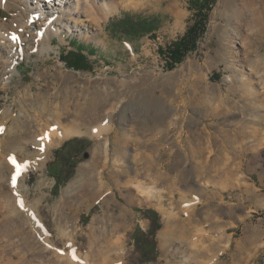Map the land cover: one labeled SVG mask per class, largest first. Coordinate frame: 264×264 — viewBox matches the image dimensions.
Listing matches in <instances>:
<instances>
[{
	"label": "rangeland",
	"instance_id": "obj_1",
	"mask_svg": "<svg viewBox=\"0 0 264 264\" xmlns=\"http://www.w3.org/2000/svg\"><path fill=\"white\" fill-rule=\"evenodd\" d=\"M30 1L9 0L8 5L0 0V33L14 34L8 38L11 49L0 46V62L8 61L12 72L4 86V66L0 68V123L4 112L18 115L23 108L39 115L49 106H60L69 87L82 107L98 100L99 120L85 114L87 121L63 120L56 128L46 122L48 117L40 118L44 127L39 126L37 142L25 140L13 153L7 150L13 142L6 137L8 130L0 136V171L8 153L14 155L10 164L15 158L28 165L20 175L26 184L18 192L12 177L0 180V264H84L80 259L86 256L92 264H105L106 258L116 264H166L171 259L172 264H264V127L231 147L226 140L241 118L224 111L249 103L251 90L263 102L264 114V0H248L240 19L234 9L241 0H210L212 10L197 48L174 67L168 52L195 21L191 0H141L138 9L120 8L101 26L80 11L77 0H47L42 10ZM127 13L155 21V30L129 38L117 32L112 22ZM46 16L56 25L45 21ZM27 22L30 27L22 33ZM68 53L83 55L91 70L69 68L63 60ZM244 83L250 84L246 92L240 88ZM26 92L47 94V105L42 103L46 111L37 109L34 100L20 103ZM64 128L76 133L46 144L50 130L62 136ZM197 128L206 130L205 148H211L204 159L196 154ZM99 144H109L110 150L89 183L82 173L96 163ZM66 157L77 164L62 177L55 195L57 181L50 173L67 169ZM57 159L62 165L49 167ZM147 210L158 213L157 223ZM114 212H122L123 219L111 239L115 246L110 250L102 242L97 247L93 232L114 228L108 215ZM167 221L173 223L175 244L165 258L160 235ZM137 229L156 245L151 262L139 252Z\"/></svg>",
	"mask_w": 264,
	"mask_h": 264
},
{
	"label": "bare ground",
	"instance_id": "obj_2",
	"mask_svg": "<svg viewBox=\"0 0 264 264\" xmlns=\"http://www.w3.org/2000/svg\"><path fill=\"white\" fill-rule=\"evenodd\" d=\"M6 1V0H5ZM9 0H7V3H8ZM47 0H37V2H34L33 0L30 1V3L32 5H35V6H38L40 8V10L45 9V2ZM50 1V0H48ZM144 1H148V0H144ZM144 1H141V0H77V4H78V7L81 10H83V12L87 15V17L89 19H91V21L95 22V23H98L100 25V22L105 18V17H108L110 15H112L115 11L119 10L120 8L122 9H125V10H136L138 9L140 6H142L144 4ZM242 1V5L241 6H238L234 9V16L237 18V19H240L243 15V12H244V8L247 6L249 8V1L248 0H241ZM6 3V4H7ZM50 3V2H49ZM233 3V2H232ZM43 4V5H42ZM9 5V3H8ZM60 5V4H59ZM67 5V3L65 4ZM240 5V4H239ZM7 6V5H6ZM50 6V5H49ZM57 6V4L54 5V7ZM233 6V5H232ZM31 7V6H30ZM233 13V12H232ZM55 15V13L53 14ZM52 15V16H53ZM235 18V19H236ZM51 17L49 16H46L45 17V21H49V22H52L51 24L54 25L56 21H51ZM55 20V19H53ZM253 22H254V19H253ZM30 24L29 22L27 23H22V33H24V31L26 29H28L30 27ZM1 25V23H0ZM56 25V24H55ZM2 26V25H1ZM17 26V29L19 30V25H16ZM101 26V25H100ZM252 26V25H251ZM5 29V28H4ZM8 29V28H7ZM13 29V28H12ZM1 31V30H0ZM13 33V32H12ZM17 34V33H16ZM14 34H10L9 32L5 33V34H1L0 33V46L3 47L4 49H11L10 46V42L8 43V38H10L11 36H13ZM19 38V37H18ZM44 38V37H43ZM42 40H45V39H42ZM41 40V41H42ZM38 46V44H36V47ZM11 51V50H10ZM10 51L7 52V55L9 54L10 55ZM5 55V54H4ZM9 55L7 56L8 59H12L11 57H9ZM259 58V57H258ZM262 58V57H260ZM259 58V59H260ZM261 59L259 60V63ZM262 61L263 58H262ZM2 64V66H0V68H3L4 66V71L1 75V79H2V83L4 86H7L8 83H9V79L10 77H5L7 76L11 71H8V61H2L0 62ZM257 62V64H259ZM10 64V63H9ZM255 65V64H254ZM263 66V64H262ZM258 67V65H257ZM260 67V66H259ZM14 68V67H13ZM12 73V72H11ZM55 75V74H54ZM54 77V76H53ZM64 77V76H63ZM54 82V81H53ZM235 82V81H234ZM57 84V83H56ZM234 84V83H233ZM236 84V83H235ZM70 86V85H69ZM66 88V87H65ZM231 88V87H230ZM240 88L242 90H244L246 92V90L250 89V84L249 83H244L242 84V86H240ZM68 89V88H67ZM234 89V88H232ZM75 90V89H74ZM236 90V88H235ZM234 90V91H235ZM64 91V90H63ZM217 91V90H216ZM233 91V90H232ZM233 91V92H234ZM237 91V90H236ZM99 92V91H98ZM230 92V91H229ZM233 92H230V93H233ZM242 92V91H241ZM249 92V95H248V98H249V103H243L244 106L241 107V106H236L235 107V111L233 112L232 110L231 111H228L229 109H225V114L229 115L230 114H235V116L241 118L236 124H235V129L234 130H231V137H228L230 139L226 140V143H228V145H230L231 147H233L235 144L238 143V140L239 138H248L251 133L253 134L254 132L260 130L259 128L260 127H264V114L263 113V102L258 100V97L256 96V93L252 92L251 90L248 91ZM214 93V92H213ZM237 92H235L236 94ZM230 95V94H229ZM98 96V95H97ZM96 96V97H97ZM231 96V95H230ZM64 101L63 103L60 105V106H55L54 108H52L53 106H49L48 110L46 111V105L48 103V97H47V94L45 95V93H38V94H35V95H30L29 92H26L24 94V96H22V98L20 99V103H23V102H27V101H30V100H34L35 102L33 103H36L38 108L37 109H40L41 111H46V112H43L42 114H28V111H30V109H28L27 111L23 108H21L20 110V113L17 115L16 113L14 114V112H11V113H8V112H4L3 113V116H2V122L0 123L1 124V127H0V136L1 135H4L5 132L8 130V133H7V139H10V138H13V142L10 143L7 145V150L11 153H13V149L16 147L17 144L19 143H22L25 141V140H28V141H31L33 143L37 142V139L39 138V126L41 127H44V125H41V119H44L46 117L47 118V123L48 124H52L54 127L56 128H61V122L64 120V121H69L70 123L72 122H75V121H78L77 119H80V120H83V121H87L86 120V117H85V114L95 118V120H99V117L98 115L96 114V111H97V108H98V100L96 98H93L90 102V105L88 108H85V107H82V104H76L75 103V100H76V96L73 92V89H70L69 87V90H67L66 94H64ZM228 98V97H227ZM230 98V97H229ZM232 98V97H231ZM224 99V98H223ZM228 100V99H227ZM230 100V99H229ZM148 101V100H147ZM73 102L72 104L75 106V109L73 108L72 105H70V103ZM42 103H45L46 105L42 104ZM87 103V102H86ZM89 103V102H88ZM111 103V102H110ZM147 103V102H146ZM225 103V102H224ZM145 104V103H144ZM159 104V103H158ZM237 104V103H236ZM106 105V104H105ZM140 105V104H139ZM219 105V104H218ZM228 105V104H227ZM235 105V104H234ZM233 105V106H234ZM232 106V107H233ZM104 107V106H103ZM220 107V105L218 106V108ZM152 108V107H151ZM222 108V107H220ZM229 108V106H228ZM35 110V109H34ZM115 110V109H114ZM166 111V109H163ZM113 111V110H112ZM214 111V110H213ZM116 112V110L114 111ZM159 112V111H158ZM164 112V111H163ZM173 112V111H172ZM215 112V111H214ZM213 112V113H214ZM217 112V111H216ZM220 112V111H219ZM252 112V114L254 113V115H256V119L255 120H252V119H249V116L252 114H250ZM174 113V112H173ZM177 114V113H176ZM163 115V113H162ZM175 116V114H174ZM234 116V115H233ZM170 117V116H169ZM177 117V115H176ZM216 117V116H215ZM229 117V116H228ZM69 118H76V119H69ZM92 118V119H93ZM221 118V116H220ZM233 118V117H232ZM255 118V117H254ZM104 119V118H103ZM164 119V118H163ZM175 118H173L174 120ZM179 119V118H178ZM190 119V118H189ZM172 120V121H173ZM186 120V119H185ZM220 120V119H219ZM178 121V120H177ZM188 121V120H187ZM192 121V120H190ZM214 121V120H213ZM237 121V120H236ZM174 122V121H173ZM197 122V121H196ZM157 123V122H156ZM177 123V122H176ZM183 123V122H182ZM204 123V122H203ZM202 123V124H203ZM217 123V122H216ZM12 124V127L11 129L9 130V126ZM193 124V123H192ZM233 124V123H232ZM231 124V125H232ZM172 125V124H171ZM174 125V124H173ZM177 125V124H176ZM183 125V124H182ZM186 125V124H185ZM179 126V125H178ZM177 126V127H178ZM184 126V125H183ZM191 126V125H190ZM190 126L188 125V127L190 128ZM196 126V125H194ZM213 126V125H212ZM255 126L258 127L256 130H255ZM157 127V126H156ZM154 127L152 130H151V134H153L155 132V128ZM187 127V126H186ZM193 127V126H192ZM204 127V126H203ZM207 127V126H206ZM211 127V126H209ZM215 127V125H214ZM218 127V125H217ZM48 127L46 126L44 129H47ZM110 128V127H109ZM165 128V127H164ZM199 128V127H198ZM197 128V129H198ZM219 128V127H218ZM186 129V128H185ZM196 129V128H195ZM194 129V130H195ZM217 129V128H216ZM220 129V128H219ZM218 129V131H220ZM264 129V128H263ZM64 132L61 135H59L57 132H55L54 130H50V132L48 133L47 136L44 137V140L47 143L50 142L51 139H56V140H61V138L63 139V137H67V136H70L72 134H75L76 133V130L74 128L72 129H68V128H64ZM114 130V129H113ZM181 130V129H180ZM209 130V129H208ZM223 130V129H222ZM230 130V129H229ZM251 130V131H250ZM183 131V130H182ZM206 131V130H205ZM205 131L204 129H198V133L200 134V136L198 135L197 138L198 140L197 141V145H198V149L196 150V154H198V157L200 158H203L206 156V151L208 148H205V145H206V138H203L204 134H205ZM225 131V130H224ZM180 132V131H179ZM221 132V131H220ZM182 134V132H180ZM209 133V132H208ZM215 133V132H214ZM229 133V132H228ZM191 134V133H190ZM256 134V133H255ZM208 135V134H207ZM211 135V134H210ZM229 135V134H228ZM195 136V134H194ZM182 137V136H181ZM196 137V136H195ZM213 136H210V138H212ZM225 137V136H224ZM1 138H3L1 136ZM180 138V137H179ZM182 139V138H181ZM190 139V138H189ZM196 139V138H195ZM208 139V138H207ZM214 139V138H213ZM211 139V140H213ZM193 140V139H192ZM210 140V141H211ZM219 140V139H218ZM221 140V139H220ZM223 140V138H222ZM209 141V139H208ZM225 141V140H223ZM217 142L215 140H213V144ZM219 142V141H218ZM183 143V142H181ZM194 143V142H193ZM192 143V144H193ZM210 143V142H209ZM245 143V142H244ZM21 144V146H22ZM177 144V143H176ZM212 144V146H213ZM217 144V143H216ZM219 144V143H218ZM239 144V143H238ZM241 144V143H240ZM20 145V144H19ZM19 145H17L19 147ZM195 145V144H194ZM227 145V146H228ZM181 146V145H180ZM202 146L204 147V149L202 148ZM242 146V145H240ZM207 147V146H206ZM249 147V144H246L244 146V148H247ZM193 148V147H192ZM197 147L195 146V149ZM214 148V147H213ZM212 148V149H213ZM219 149V148H218ZM237 149V148H236ZM243 149V148H242ZM16 150V148L14 149ZM109 144H106V147L103 148V146L101 144H99V146L97 147V156H95L97 158V161L94 165H90L91 166V169H87L83 171V177L84 175L87 177L86 179L89 181V183H91V180H92V177L94 178V175L95 173L102 167V161L104 160L105 158V154L108 153L109 151ZM193 150V149H192ZM211 150V148H210ZM223 150V149H222ZM225 150V148H224ZM232 150V149H231ZM22 151V150H21ZM227 151V150H225ZM245 151V150H244ZM1 152V151H0ZM24 152V151H23ZM231 152V151H230ZM236 152V151H235ZM215 153V152H214ZM229 153V151H228ZM233 153V152H232ZM24 154V153H23ZM110 154V153H109ZM189 154V153H188ZM234 155V154H233ZM0 156H1V153H0ZM14 155H10L9 153L7 154V163L5 164L4 163V167L3 169L0 171V180L3 181L5 178H10L12 177L13 178V175L15 173V167L12 166V164L9 163V159L11 157H13ZM192 156V155H191ZM34 157V156H33ZM194 157V156H192ZM213 157V156H212ZM215 157V156H214ZM222 157V156H221ZM198 158L200 161L201 159ZM218 158V157H216ZM23 159V158H22ZM25 159V158H24ZM100 159V161H99ZM215 159V158H214ZM38 161V160H37ZM36 161V162H37ZM95 161V160H94ZM191 161V160H190ZM203 161V160H202ZM208 161V160H207ZM210 161V160H209ZM208 161V162H209ZM228 161V160H227ZM211 162V161H210ZM205 163V162H203ZM194 164V163H193ZM212 164V163H211ZM39 165V164H38ZM202 165H205V164H202ZM200 166V165H199ZM208 167V165H207ZM206 168V166H205ZM204 169V168H203ZM207 170L204 169V171ZM90 171V172H89ZM4 175V176H3ZM11 181H13V179H11ZM87 181V182H88ZM95 181V179H94ZM21 183L24 185L26 184V181H25V177L24 176H19L17 179H16V191H17V187H21ZM18 192V191H17ZM105 198V197H104ZM71 199V198H69ZM69 201V200H68ZM111 202V196L109 195L108 198L105 199L104 201V204H105V208L107 210H109V207H110V203ZM115 203V202H114ZM113 210V208H112ZM122 210V209H121ZM123 211V210H122ZM124 212V211H123ZM125 213V212H124ZM122 214V212H121ZM120 214V212H114L113 214H108L109 215V218L113 221V223L115 225H112V227L114 228H111V230H105V231H98L97 233L96 232H93V234L96 238L95 242H96V245L97 247H100L102 245V242L104 243H108V246L110 248V250H112L113 245L111 243V239L113 237H116V233L119 232V229H120V226L119 223H117V221H121L123 220L122 219V215ZM60 216H62L63 218V214H61ZM96 222V221H95ZM179 222L181 223V221L179 220ZM121 223V222H120ZM177 224H179L177 222ZM94 225V224H93ZM173 223L172 222H169L167 221L165 223V230L164 232L162 233V235H160V238L163 237V244H162V247H163V256L165 258L169 257L172 255L173 252H171L169 250L170 247H173L174 246V239H173V236H172V226ZM95 229V228H94ZM64 234V232L62 233ZM121 234V233H119ZM62 237V236H61ZM223 239L225 240L226 239V235H223L222 236ZM99 239L101 241H99ZM99 242V243H98ZM46 243L47 244H50L51 243V239L49 237H46ZM117 246H120V245H117ZM172 250V249H171ZM47 253V252H45ZM56 254V252H53L50 251L48 252V254ZM100 254V253H99ZM122 254V253H120ZM56 256V255H55ZM94 256V252H91V256L90 257H93ZM112 256V255H111ZM221 257V256H220ZM64 260V259H63ZM91 260V259H90ZM88 256H86L85 258L82 257V259H80V262H84V264H92V262H90ZM169 260V259H168ZM172 260L171 259L170 261H168L166 264H172ZM66 261V260H65ZM105 264H116L118 262H111V259L109 258H106L105 259ZM163 262V261H162ZM68 263V262H67ZM79 264V263H77ZM81 264V263H80ZM184 264H190V263H184ZM217 264H221L220 262L217 263Z\"/></svg>",
	"mask_w": 264,
	"mask_h": 264
},
{
	"label": "trees",
	"instance_id": "obj_3",
	"mask_svg": "<svg viewBox=\"0 0 264 264\" xmlns=\"http://www.w3.org/2000/svg\"><path fill=\"white\" fill-rule=\"evenodd\" d=\"M211 4L212 2L210 0H191L190 9L196 11L195 21L188 29L184 37L175 42L169 49L168 54L172 67L182 63L189 53L195 51L197 48L198 41L205 32L209 11L212 10ZM112 25L117 32L121 33L127 38L131 36H144L153 32L156 28L155 21L145 19L140 20L138 17L131 16L129 13H127L124 17L119 18L118 21H113ZM63 60L67 63L69 68L83 71L91 70L90 67L85 65L87 64L86 59L81 54L68 53ZM71 144L69 143L65 146L68 147ZM59 152L60 151H57L56 156L60 154ZM66 160L65 166L67 169L61 166L62 163H60L58 159L55 163L49 164V167L56 163H59L61 166L59 167L58 171L50 173L57 181L53 189V193L55 195H58L59 188L63 183L62 177L66 174L69 168H75V165L77 164V161L74 157H66ZM146 214L154 223L159 221V215L156 211L147 210ZM156 228L160 229V225L157 224ZM134 240L138 245L140 254L146 258L145 262H151L155 258L154 254L156 253V245L149 241L146 236L143 235L140 229L136 230L134 234Z\"/></svg>",
	"mask_w": 264,
	"mask_h": 264
},
{
	"label": "snow or ice",
	"instance_id": "obj_4",
	"mask_svg": "<svg viewBox=\"0 0 264 264\" xmlns=\"http://www.w3.org/2000/svg\"><path fill=\"white\" fill-rule=\"evenodd\" d=\"M17 38L16 37H13V40L15 41ZM41 151H43V149H41ZM11 163L13 164V166L16 168V176L13 177V187L16 186V179L22 175L23 172H25L28 168V165H21V164H18L15 160V158L12 159ZM185 207H190V205H185ZM75 258V257H74Z\"/></svg>",
	"mask_w": 264,
	"mask_h": 264
}]
</instances>
